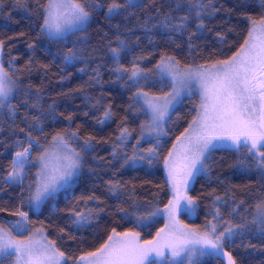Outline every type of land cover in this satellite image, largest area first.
<instances>
[{"label": "trees", "instance_id": "obj_1", "mask_svg": "<svg viewBox=\"0 0 264 264\" xmlns=\"http://www.w3.org/2000/svg\"><path fill=\"white\" fill-rule=\"evenodd\" d=\"M108 2L109 0H101L104 7L93 11L86 25L87 31L76 35L68 34L67 39L62 42L50 40L40 32L38 24L41 22V14L36 0H21L20 4H16L15 0H3V5L0 6V39L5 41L4 59L16 57L15 64L19 69L16 76L20 81V86L11 99V103L17 106L16 114L12 116L6 109H0V194L7 192L2 177L7 175L14 153L18 150L16 141H24L25 132L31 130L29 124L25 123L26 114L29 121L33 117H40L43 131H34L33 135L41 143H45V136L50 142L52 135L66 131L79 133L81 140L74 147H82L83 141L89 137L95 138V150L85 152L84 166L70 190L61 191L55 199L45 201L38 212L31 210L27 203L21 204L22 211L28 212L29 219L33 221V231L44 228L50 240L57 241L71 233H85L104 222L112 213H117L124 221L132 222L133 228L139 230L146 226L137 225L133 219H126L118 208L127 209L131 216L136 210L133 199L144 205L140 208L141 213H145L149 206L163 209L172 199V193L166 186L155 183L149 187L147 195H139L136 187L124 180L126 173L136 170L151 174L163 173L166 166L164 160L173 149L175 136H160L159 156L151 166L146 162H139L121 167L123 156L119 152H123L124 156L134 155L135 148L146 152L156 145V136L145 137L137 145V140L141 137V125L147 123L149 117L139 111L140 105L133 104L132 97L136 89L126 87L124 81L117 79L112 71L117 65L110 47L119 46L117 38L126 44L121 53L120 64L131 69L133 57H146L138 61L140 68L152 70L151 79L144 84L143 90L148 94L161 95L171 91L169 80L161 81L155 74V65L161 56H174L182 67L205 66L230 59L248 38L251 21L264 16V8L260 7L259 0H213L216 7L223 10L204 15V27L198 28L200 19L188 12V0H135L139 7L128 8L115 16L106 15ZM44 3L45 0H40L41 5ZM177 3L181 4L180 8L176 7ZM184 15H189L190 18L186 27L180 31L163 24L167 17L174 26H178L179 18ZM29 45L32 47L29 48ZM69 49L76 51L80 58L71 63L65 62L64 55ZM118 96L126 102L125 114L120 120L117 111ZM182 103L196 107L187 97ZM33 104L37 107H31ZM50 107H54V111ZM79 107L85 108L86 120L100 129L117 124L115 134L106 137L85 134L77 125V115L65 113V109ZM109 107L113 113L112 118L102 125L98 124L97 121L103 118L104 111ZM69 116L72 117L71 121ZM121 127H127L130 136L120 146L117 158L113 159V144L118 143L116 137ZM21 129L25 131L22 132ZM239 158L240 155L235 150L221 148L213 152L208 162L210 171L198 175L189 189L190 196L199 207L193 217L182 213L184 221L205 231L206 222L212 220L213 197L220 196L229 201L219 205L225 221L239 223V217L229 215L233 195L237 201H245V205L238 211L251 220L255 205L264 199V176L254 167L242 171L237 164ZM36 170L33 168L32 172L35 173ZM31 179L34 176H30L22 187L23 200H27L29 195L27 184ZM116 179L125 185V191L119 200L109 194L107 187L109 181ZM91 195L98 197L99 203L89 202L85 206L81 198L87 199ZM78 202L79 209L90 207L98 213L84 227H77L70 219L71 211ZM163 217L164 214L155 217L147 226L157 223ZM226 250L232 252L238 264H264V236L255 229L251 234L246 233L236 238L235 245L226 246ZM5 264L10 262L6 261ZM68 264L72 262L69 261ZM161 264L168 262L161 259ZM197 264L226 263L220 256L205 254L197 258Z\"/></svg>", "mask_w": 264, "mask_h": 264}, {"label": "snow or ice", "instance_id": "obj_2", "mask_svg": "<svg viewBox=\"0 0 264 264\" xmlns=\"http://www.w3.org/2000/svg\"><path fill=\"white\" fill-rule=\"evenodd\" d=\"M15 3L20 4L21 0H15ZM259 3L260 7L264 8V0H259ZM36 4L41 14V22L38 24L40 32L57 42L66 40L68 34L76 35L78 32L87 31L86 25L93 11L104 7L101 0H45L43 5L40 0H36ZM2 5L3 0H0V6ZM139 6L135 0H109L106 15H120L128 8ZM176 7L180 8L181 4L177 3ZM221 10L223 9L216 7L213 0H188V12L200 19L198 28L204 27V15H212ZM189 18V15L180 17L178 26H174L166 17L163 24L180 31L186 27ZM251 23L248 38L240 49L230 59L217 61L210 68L199 65L194 69H181L174 56H161L155 65V74L161 81L168 79L171 84V92L161 97L150 96L143 90L144 84L151 79L152 70L145 71L140 68L138 61L146 57H133L131 69L125 68L120 64L121 53L126 47L125 42L117 38L119 46L110 47L117 65L112 71L117 75V79L124 81L126 87L136 89L132 97L133 104L140 105L139 111L149 117V121L141 125V137L137 140V145L145 135L156 136V145L146 152L139 148H135L132 156H124L123 152H119V155L123 156L121 167L139 162H146L151 166L157 160L160 151L159 138L161 134H166L164 123L166 118L170 119V110L182 103V93L191 90L192 81L199 82L201 86L203 95L200 110L189 125L194 128V135L185 137L187 147L182 145L184 163L177 168L172 159V152H169L168 158L164 160L168 169L172 199L163 209L149 206L145 213L140 212L144 205L133 199L136 210L131 216L127 209L118 208L126 219H133L137 225L144 226L155 217L166 214L170 225L173 226L171 231L165 232L161 229L157 232L156 239L141 240L138 232H117L113 228L104 244L94 251H87L73 258L61 251L55 240L47 238L44 228H36L33 231V221L29 219L28 212L17 210L10 213L18 217L17 219L0 220V264H5L6 261L10 264H68L69 261L72 264H161V258L168 264H197V258L205 254L226 256L227 264H238L232 252L225 250L226 246L235 245L236 238L246 233L251 234L253 229L264 236V199L255 205L251 220H248L238 211L245 205V201H237L234 195L231 196L232 207L229 215L235 214L240 218L239 223H233L231 220L225 221L219 207L229 201L214 196L211 216L216 222L207 221L203 234L180 226L176 218L180 213L191 215L196 212L199 205L194 198L186 194L189 182L210 171L208 162L213 152L221 148L239 153L237 164L242 171L254 167L264 176V16L258 22L253 20ZM257 23L261 25L260 28H257ZM191 38L190 34L189 41ZM31 47L32 45H29V48ZM4 55L5 41L0 39V109H6L14 116L17 106L11 103V99L20 86L16 76L19 69L15 64L16 57L5 60ZM79 58L77 52L72 49L64 55V60L68 63ZM96 71L99 75L98 70ZM31 107L35 108L37 105L33 104ZM50 110L54 111V107H50ZM112 115L109 107L97 123L104 124ZM24 119L31 130L25 132L24 141H16L18 150L14 153L7 175L2 179L4 183L23 187L25 181L34 176L27 184V200L21 199V204L27 203L31 210L38 212L45 201L55 199L61 191L70 190L77 182L84 166L85 152L95 150V138L85 139L82 147L77 145L79 150L73 146L81 140L77 131L56 133L51 136L50 142L45 136V143H41L40 139L33 135L34 131H43L40 117H33L29 121L26 114ZM68 119L71 121L72 117L69 116ZM129 136L127 127H121L116 137L118 143L113 144V159L117 158L120 146ZM175 148L174 144L173 149ZM33 168L37 169L35 173L32 172ZM107 187L109 194L117 200L125 191V185L118 179L109 181ZM81 200L85 206L89 202L99 203V198L95 195ZM78 204L79 202L73 207L70 219L77 227H84L90 224L98 213L90 207L79 209ZM6 211L8 209L0 207V212ZM168 227L169 225H165V228ZM61 232L63 233V230ZM22 236H27V239H20Z\"/></svg>", "mask_w": 264, "mask_h": 264}, {"label": "rangeland", "instance_id": "obj_3", "mask_svg": "<svg viewBox=\"0 0 264 264\" xmlns=\"http://www.w3.org/2000/svg\"><path fill=\"white\" fill-rule=\"evenodd\" d=\"M254 20L258 22L260 19H254ZM256 26L257 28L261 27L259 23H257ZM251 28H252V23H251ZM213 64L215 63H211L203 66L205 68H210ZM179 67L181 69L185 68L182 66ZM196 67H190V68L194 69ZM190 89H191L190 91L187 90L184 91L182 93V96L183 99L187 97L189 101L196 104V107L192 108L188 103H181L178 106H176L174 110H170L169 113L170 119L166 118L164 123V130L166 134L160 135V136H165V135L175 136L176 148L172 149L171 152L173 153L172 159L176 163L177 168H179L181 164L184 163L183 160L184 148L182 147V145H184L185 147L188 146V142L185 139V137L189 135H194V128H190L189 125L196 118L197 112L200 110L199 106L201 104V97L203 95L201 86L197 81L191 82ZM165 94H161V95L149 94V95L161 97L164 96ZM125 106H126V102L122 98H119L118 96V108H117L118 120L122 119V117L124 116ZM65 113H74L77 115V125L85 134H89L97 137H106L113 135L116 132L117 124H115L111 128H107L103 130L100 129L98 126L89 123L85 117L84 107H79L76 109H65ZM151 136L145 135V137H151ZM124 180L127 183L134 185L139 195H147L149 191V187L155 183L169 188L167 166H165V171L163 173H156V174H151L144 170L131 171L125 174ZM193 182L194 181L189 182L190 186L188 187L186 193L188 196H190L189 189L192 186ZM6 186H7V192L5 194H0V207H4L8 209V211L0 212V218L3 219L4 221H11L18 218L11 215L10 214L11 212L17 210L22 211L21 208L22 186L18 184H10V183H6ZM195 214L196 212L194 214L191 215L187 214V215L189 217H193L195 216ZM176 219L179 222V225L186 227L187 230L203 234L204 230L195 227L193 225H190L186 221H184L182 218V213L178 214ZM165 225H169V227L165 228ZM133 227L134 224L132 222L124 221L119 217L117 213H112L104 222L100 223L99 225L95 226L89 231L85 233H71L65 235L63 236V238L60 237L56 241V243H57V247L61 251L65 252L67 255L77 257L83 254L84 252L94 251L96 248L100 247V245L104 244L107 241L108 235L111 234V230L113 228H115L117 232H127V231L138 232L140 233L141 240H154L156 239L157 232H159L161 229H164L165 232H169L173 228V226L170 225L169 219L166 214H164L163 219L150 226L140 227L139 230H136ZM19 238L27 239V236H22ZM36 238L39 239V237ZM167 251L168 250L166 249L165 250L166 254ZM220 257H222L225 260V263L227 264L226 256H220Z\"/></svg>", "mask_w": 264, "mask_h": 264}]
</instances>
